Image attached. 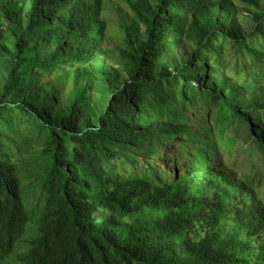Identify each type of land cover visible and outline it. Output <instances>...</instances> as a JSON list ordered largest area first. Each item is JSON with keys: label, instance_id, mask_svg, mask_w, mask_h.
<instances>
[{"label": "trees", "instance_id": "16d2710c", "mask_svg": "<svg viewBox=\"0 0 264 264\" xmlns=\"http://www.w3.org/2000/svg\"><path fill=\"white\" fill-rule=\"evenodd\" d=\"M121 1L118 83L105 0H0V264H264V205L222 159L230 128L264 153V85L246 94L216 44L246 50L264 82V53L248 41L264 39V0ZM172 139L175 166L161 174L151 159ZM118 159L143 172L121 173ZM25 177L44 194L34 215Z\"/></svg>", "mask_w": 264, "mask_h": 264}, {"label": "rangeland", "instance_id": "374dc122", "mask_svg": "<svg viewBox=\"0 0 264 264\" xmlns=\"http://www.w3.org/2000/svg\"><path fill=\"white\" fill-rule=\"evenodd\" d=\"M104 11L102 15V20L107 24L106 33V52L105 55L106 62L108 66L114 67L118 72L120 71V78L117 80L118 83L123 82L126 79V75L122 70H120L118 50L123 46L124 35L122 33V23L124 22V17L122 12H129L128 7L121 0H105ZM238 17L242 27L250 33L254 27L253 17L250 12L242 7H238ZM250 44L254 48L261 50L264 53V39L260 36L253 35L248 39ZM217 46H222L221 56L219 58L220 62H224L226 73L228 76L233 78L239 84L245 86L246 94L254 93V98L258 99L259 89L262 88V81L260 73V68L255 67L253 64L252 57L245 50H239L234 47L233 43L219 38L217 41ZM181 51L178 52V56H181ZM259 75V79H258ZM5 73L0 67V88L4 84ZM264 88V87H263ZM258 89V91H257ZM13 112H11L12 114ZM8 113L6 110L2 112V121H0V130H4L10 125L8 121ZM264 121V118H262ZM229 136L232 137V145L227 148L225 144L222 145V159L228 168L234 169L237 172L238 178L245 180L251 187V194L256 197L258 201L264 205V153L255 145L253 140L247 135L246 128H240L238 131L234 128L229 129ZM17 134V130H12V137ZM24 136V135H23ZM27 136V135H26ZM37 137H39L38 129H34L33 133L26 138L28 146L26 151L22 153L21 159L24 164L30 165V163L39 156L40 144L38 143ZM176 145L179 146L177 139H172L170 144L166 148L158 149L157 153L151 159V162L159 167L161 174H164L169 170L173 172V167L175 166L174 157L176 155ZM19 145L12 143V151L17 152ZM119 171L121 173H142L144 164L142 160H138L135 163L123 162L122 159L117 160ZM30 167V166H29ZM27 173V172H26ZM221 185V191L226 192L228 189L227 182H221L219 178L216 179ZM23 196L26 202L27 209L30 214H37L41 211L44 206V194L42 189L35 183L33 178L25 177L23 178ZM243 189L236 188L231 189V194L244 195ZM242 192V193H241ZM239 195V196H240ZM246 209H249L253 203H243ZM100 216L101 213H99ZM128 220V219H127ZM264 233V231H263ZM25 245L17 247L16 252H22ZM3 264H15V261L9 260Z\"/></svg>", "mask_w": 264, "mask_h": 264}]
</instances>
